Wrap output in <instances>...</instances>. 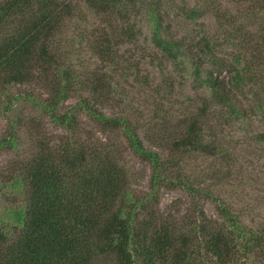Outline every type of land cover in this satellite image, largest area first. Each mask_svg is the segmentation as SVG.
I'll return each instance as SVG.
<instances>
[{"label":"trees","instance_id":"1","mask_svg":"<svg viewBox=\"0 0 264 264\" xmlns=\"http://www.w3.org/2000/svg\"><path fill=\"white\" fill-rule=\"evenodd\" d=\"M229 1L237 5L236 13L220 0H209L206 10L234 52L217 62L214 44L204 38L203 50L217 69L203 75L196 62L192 74L196 89L210 97H202L197 113L175 127L167 142L158 140L166 145L163 158L145 145L130 116L105 112L115 91L111 79L100 71L83 76L65 45L70 23L86 7L108 19L94 51L107 67L116 65L119 49L142 33L136 19L140 23L146 16L153 46L178 65L186 52L170 37L160 3L0 0L5 112L33 102L50 125L65 132L46 136L31 126V154L0 173V264H264V212L241 201L234 189V173L240 172L239 183L246 182L233 152L256 146L264 158L259 125L264 122V0ZM27 86L40 87L43 94L12 95L13 88ZM238 90L246 93L247 103ZM21 125L11 122L0 137V154L19 149ZM234 128L243 139L232 146L227 139ZM127 153L151 167L146 193L134 188ZM196 158L215 165L200 175L187 168ZM174 191L192 198L183 214L160 209L163 193ZM260 196L264 209V191ZM206 203L216 205L217 218L207 215Z\"/></svg>","mask_w":264,"mask_h":264},{"label":"rangeland","instance_id":"2","mask_svg":"<svg viewBox=\"0 0 264 264\" xmlns=\"http://www.w3.org/2000/svg\"><path fill=\"white\" fill-rule=\"evenodd\" d=\"M155 1L162 6L161 15L170 37L181 43L186 52V58H182L178 65L165 59L164 55L153 46L151 26L146 16H142L144 18L140 23L136 19L137 28L141 29L142 33L134 43L119 49L120 56H116L119 60L116 65L107 67V63L102 61V58L94 51L95 37L98 33L108 30V19L86 7H82L80 14L70 23L65 35V45L69 49L71 61L83 76L87 77L93 72L100 71L111 79L115 91L112 93L111 107L105 109V112L130 116L133 123L140 126L145 145L165 158L167 157L166 145L158 144V140L162 137V142H167V138L170 139L175 127L197 113L202 105V97H210L208 91L196 89L192 74L196 62L201 63L203 75L207 72L215 73L217 69V66L210 63V55L203 50L204 38L211 40L214 44L213 50L217 62L227 60L231 57L228 55L234 51L232 46L223 39L224 30L218 26L214 16L206 10L209 0ZM220 1L224 6H229V10L231 9L233 13L238 11L237 5L230 3L229 0ZM193 11L195 13H192ZM223 76L231 78L226 72H223ZM27 92L36 98L43 94L42 89L36 86L11 90L12 95ZM245 94L238 90V95L244 103H247L249 99H245ZM76 100L70 103L73 104ZM2 101L3 99H0V137L6 133L11 122L20 121L22 128L19 149L0 154V173L15 160L31 154L34 144L31 126L38 127L46 133V136L65 133L50 125L48 118L40 113L33 102H21L12 112H5ZM259 125L264 129V122ZM228 133L227 142L232 146L243 139L242 132L236 128L230 129ZM151 140H155L157 144ZM119 142L124 144L122 138ZM260 150L261 148L256 146H240L233 149V152L238 155V165L243 168L247 184L239 183L238 178L242 176L240 172H236L234 175L237 180L234 182V189L241 194V201L252 202L257 206L256 210L263 214V202H260L259 198L264 191V158L258 156L261 153ZM126 160L129 162L134 188L146 193L152 175L150 165L141 162L130 153L126 154ZM214 165L215 163L211 160L196 158L188 161L187 168L201 175L203 172H208L207 170ZM229 187L230 185L224 189L226 190L224 193H228ZM191 199V196L184 191L164 192L160 209L166 213L183 214L189 208ZM205 209L208 216L217 218L215 204L206 203Z\"/></svg>","mask_w":264,"mask_h":264}]
</instances>
